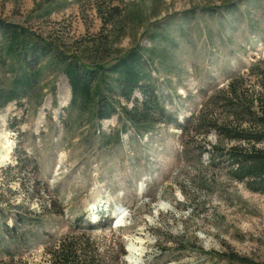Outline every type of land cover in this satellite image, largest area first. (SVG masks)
Segmentation results:
<instances>
[{
	"label": "rangeland",
	"instance_id": "obj_1",
	"mask_svg": "<svg viewBox=\"0 0 264 264\" xmlns=\"http://www.w3.org/2000/svg\"><path fill=\"white\" fill-rule=\"evenodd\" d=\"M0 22L83 63L139 48L163 110L99 121L46 59L1 105L26 70L0 36V264H56L61 245L93 264H264V195L211 150L238 144L226 125L264 126V0H0Z\"/></svg>",
	"mask_w": 264,
	"mask_h": 264
},
{
	"label": "trees",
	"instance_id": "obj_2",
	"mask_svg": "<svg viewBox=\"0 0 264 264\" xmlns=\"http://www.w3.org/2000/svg\"><path fill=\"white\" fill-rule=\"evenodd\" d=\"M0 36L9 54L21 55L26 70L21 78L14 80L1 105L20 98L19 91L34 80L33 75L27 76L30 73L28 69L37 60L46 59L48 66L58 68L65 76L71 95L70 106L86 110L99 121L110 119L119 109L124 122L138 129L152 122L147 116L149 112L157 115L163 112L154 93L148 92L146 84H142V57L137 47L105 66L94 62L83 63L78 57L64 56L56 48L52 53L48 45L41 43L28 44L27 47L22 34L12 24L0 22ZM27 56L31 59L27 60ZM135 90L140 93L142 100L132 104ZM233 94L234 91L230 92V96L236 98ZM248 120L247 126L239 123L226 125L224 132L218 133L222 138L234 140L238 144L225 149L214 146L211 150L228 163V174L232 180L244 183L251 192L264 195V147L257 146L264 143V126L257 123L254 126ZM85 251L61 245L56 251L59 260L56 264H93L90 261L92 258L84 255L87 253ZM84 256L86 260H82Z\"/></svg>",
	"mask_w": 264,
	"mask_h": 264
},
{
	"label": "bare ground",
	"instance_id": "obj_3",
	"mask_svg": "<svg viewBox=\"0 0 264 264\" xmlns=\"http://www.w3.org/2000/svg\"><path fill=\"white\" fill-rule=\"evenodd\" d=\"M5 140L0 137V151H2V154L0 156V166H4L6 162L9 161V156L11 155V152L6 147L4 148Z\"/></svg>",
	"mask_w": 264,
	"mask_h": 264
},
{
	"label": "clouds",
	"instance_id": "obj_4",
	"mask_svg": "<svg viewBox=\"0 0 264 264\" xmlns=\"http://www.w3.org/2000/svg\"><path fill=\"white\" fill-rule=\"evenodd\" d=\"M92 208H95V205H93Z\"/></svg>",
	"mask_w": 264,
	"mask_h": 264
}]
</instances>
